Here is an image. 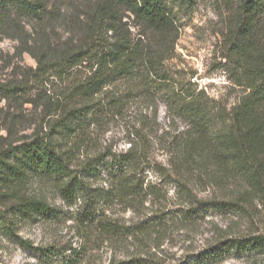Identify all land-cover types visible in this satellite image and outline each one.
Segmentation results:
<instances>
[{
    "label": "trees",
    "instance_id": "16d2710c",
    "mask_svg": "<svg viewBox=\"0 0 264 264\" xmlns=\"http://www.w3.org/2000/svg\"><path fill=\"white\" fill-rule=\"evenodd\" d=\"M46 1L0 0V14L6 19L16 10L42 18ZM188 1L102 0L89 17L85 42L79 48L55 60L38 59L33 82L59 80L63 100L57 101L45 133L0 149L2 225H13V217L36 220L39 215H59L61 211L46 198L29 191L35 182L53 185L68 206L82 202L87 247L72 249L68 260L78 264L95 242L93 236H153L167 230L171 220L203 217L212 210L243 212L249 202L264 200V0H241L226 36L225 59L233 67L235 83L246 92L230 111L167 67L178 31L174 6ZM125 18L133 19L140 30H129ZM121 84L126 89L115 91ZM135 98L165 104L171 121L185 124L187 129L166 144L171 169L181 176L214 169L207 173L213 181L221 183L226 177L241 183L237 200H193L181 180L178 195L189 208L133 228L111 220L105 211L114 205L132 208L156 195L157 188L146 184L148 168L171 177L169 169L151 162L134 141L126 152L99 154L81 168L75 165L90 143L92 127L119 114ZM103 174L108 187H93L91 179ZM156 241L155 254L141 253L110 264H219L230 257H264V234L225 239L175 263L158 256L163 244Z\"/></svg>",
    "mask_w": 264,
    "mask_h": 264
},
{
    "label": "rangeland",
    "instance_id": "374dc122",
    "mask_svg": "<svg viewBox=\"0 0 264 264\" xmlns=\"http://www.w3.org/2000/svg\"><path fill=\"white\" fill-rule=\"evenodd\" d=\"M101 1L47 0L42 18L16 10L6 19L0 14V149L22 144L47 131L55 117L57 101L63 100V84L59 80L33 82L38 59L55 60L79 48L85 42L89 17ZM240 2L190 0L176 4L178 31L173 58L167 63L177 78L191 80L198 91H205L227 111L246 94L244 87L235 83L233 67L225 59L226 36L236 21ZM125 21L129 30H140L133 19ZM125 89L122 84L114 88ZM185 129V124L171 121L165 104H152L144 98L131 99L119 114L92 127L90 143L76 162L77 168L99 154L126 152L134 141L151 162L166 167L171 175L148 168L146 184L157 188L156 195L132 208L114 205L105 211L111 220L133 228L144 220L168 217L165 214L189 208L184 197L178 195L181 180L189 186L193 200H237L241 183L226 177L221 183L213 181L207 173L213 174L214 169L183 176L171 169L166 144ZM165 132L169 134L163 135ZM90 184L108 187L105 174L91 179ZM29 191L46 198L61 213L39 215L36 220L13 217V225L8 227L0 220V264H72L68 261L72 249L79 250L87 242L80 216L82 202L68 206L51 184L35 182ZM167 226V230L153 236H93L95 242L78 264H110L141 253L155 254L156 240L163 244L156 251L158 256L175 263L225 239L264 234V200L249 202L243 212L212 210L203 217L171 220ZM219 264H264V257H230Z\"/></svg>",
    "mask_w": 264,
    "mask_h": 264
}]
</instances>
